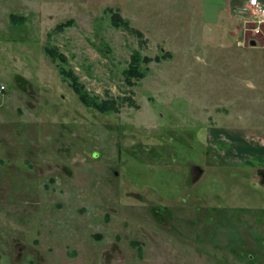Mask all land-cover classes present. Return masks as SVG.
I'll return each mask as SVG.
<instances>
[{"label":"rangeland","instance_id":"374dc122","mask_svg":"<svg viewBox=\"0 0 264 264\" xmlns=\"http://www.w3.org/2000/svg\"><path fill=\"white\" fill-rule=\"evenodd\" d=\"M243 1L0 0V264H264ZM46 48L117 110L83 105ZM136 51L161 60L130 85Z\"/></svg>","mask_w":264,"mask_h":264},{"label":"trees","instance_id":"16d2710c","mask_svg":"<svg viewBox=\"0 0 264 264\" xmlns=\"http://www.w3.org/2000/svg\"><path fill=\"white\" fill-rule=\"evenodd\" d=\"M109 11L111 13L112 23L115 26L117 27L124 26L125 28L129 30H133L131 27H129V22L125 20L118 11H114L112 9H110ZM11 19L13 20V22L17 21L15 15H12ZM67 24H70V23L67 22L65 24L58 25V27L62 28L64 27V25H67ZM46 53L55 61L59 60V63L57 64L59 65L60 73L66 79L70 81L71 87L73 88L75 93L78 95L83 105L87 107H94L100 112H109L112 110H117V107L115 105L116 103L114 100L99 101L98 98L91 96V94L86 90L85 86L79 80L78 76L72 70L66 69L64 66L61 65V64L66 63L67 61L63 53H60L59 51H57V49H54V48H46ZM154 60L160 61L161 58L160 57L151 58L148 56H141L139 52L137 51L134 52L132 55L131 63L129 67L125 70V76H126L127 82L130 85H134L136 83V81L134 80H140L143 77H145L148 67H146V69H143L142 65L143 64L148 65L150 62Z\"/></svg>","mask_w":264,"mask_h":264},{"label":"built area","instance_id":"2783aa9c","mask_svg":"<svg viewBox=\"0 0 264 264\" xmlns=\"http://www.w3.org/2000/svg\"><path fill=\"white\" fill-rule=\"evenodd\" d=\"M240 12L246 34L250 32L251 38H257L264 33V3L261 0H249L248 5ZM4 89L5 86L2 85L1 90Z\"/></svg>","mask_w":264,"mask_h":264},{"label":"crops","instance_id":"0c3cea01","mask_svg":"<svg viewBox=\"0 0 264 264\" xmlns=\"http://www.w3.org/2000/svg\"><path fill=\"white\" fill-rule=\"evenodd\" d=\"M261 1H262V3H264V0H261ZM229 3H230V0H229ZM233 3H234V2H233ZM248 3H249V0H244L243 3H241L242 5H239V7H237V10H239V13H241L240 11H242L243 8L246 7V6L248 5ZM241 17H243V16L241 15ZM5 89H6V88H5ZM258 175H259V176H255L256 179H257L258 181H260V182L264 185V169L259 170ZM261 176H262V177H261Z\"/></svg>","mask_w":264,"mask_h":264},{"label":"water","instance_id":"95a60500","mask_svg":"<svg viewBox=\"0 0 264 264\" xmlns=\"http://www.w3.org/2000/svg\"><path fill=\"white\" fill-rule=\"evenodd\" d=\"M258 44L257 40H251V45L256 46Z\"/></svg>","mask_w":264,"mask_h":264}]
</instances>
